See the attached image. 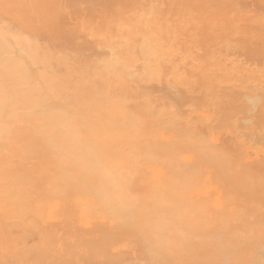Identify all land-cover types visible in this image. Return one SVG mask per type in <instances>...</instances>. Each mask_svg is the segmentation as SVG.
<instances>
[{"label":"bare ground","instance_id":"6f19581e","mask_svg":"<svg viewBox=\"0 0 264 264\" xmlns=\"http://www.w3.org/2000/svg\"><path fill=\"white\" fill-rule=\"evenodd\" d=\"M0 264H264V0H0Z\"/></svg>","mask_w":264,"mask_h":264}]
</instances>
